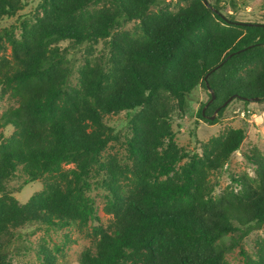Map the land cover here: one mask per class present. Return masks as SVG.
Returning a JSON list of instances; mask_svg holds the SVG:
<instances>
[{"label":"trees","instance_id":"16d2710c","mask_svg":"<svg viewBox=\"0 0 264 264\" xmlns=\"http://www.w3.org/2000/svg\"><path fill=\"white\" fill-rule=\"evenodd\" d=\"M27 1L0 0V21ZM225 9L219 0H39L18 35L14 24L0 29V98L13 100L0 113V264H23L12 247L26 225L100 221L89 194L97 185L109 221L92 225L93 247L79 264H229L234 233L264 224V154L244 152L254 175L232 174L216 193L211 176L245 128L198 141L200 153L179 146L172 129L198 86L215 96L204 115L199 108L209 124L224 106L205 115L232 95L244 106L264 101V22L237 21ZM61 40L85 44L78 66ZM99 41L107 52L94 54ZM122 111L130 134L121 157L108 151L120 139L107 119ZM16 178L42 187L21 203L9 186ZM33 249L40 264H56L45 240ZM240 253L242 264H264V237L253 254Z\"/></svg>","mask_w":264,"mask_h":264},{"label":"rangeland","instance_id":"374dc122","mask_svg":"<svg viewBox=\"0 0 264 264\" xmlns=\"http://www.w3.org/2000/svg\"><path fill=\"white\" fill-rule=\"evenodd\" d=\"M39 0L27 1L24 8L19 10L16 15L3 17L0 21V29L10 25L16 26V34L20 32L19 23L22 19L31 16ZM215 0H208L212 3ZM220 4L225 6L224 15H230L237 21L264 22V0H219ZM233 2V5L231 4ZM157 8V6L153 7ZM136 24L134 21L126 22L122 25L121 30L132 29ZM58 46L67 49L69 57L74 66H78L83 58L85 44L72 48L68 40H61ZM106 45L99 41L94 46V54L101 51L107 52L104 48ZM9 56L10 51L7 49L3 52ZM188 103L184 112L175 111L172 115V129L175 132V141L179 146L185 147L190 153H200L198 141H207L211 136L219 134L225 127H243L246 136L241 143L240 148L233 152L229 161L218 172H215L211 179L217 182L215 192H219L231 182L232 174L254 175V166L245 157V153L253 150L264 154V101H249L247 105L241 100L232 98L225 106L218 120L214 124H209L199 117V108L206 105L210 100L209 91L202 86L195 88L187 97ZM13 104V100L0 98V113ZM203 106V107H204ZM219 110H217L216 115ZM214 113V112H213ZM211 113L210 115H212ZM210 115H205L209 117ZM215 115V116H216ZM129 116L126 111L120 112L107 119V122L119 134L120 141L113 143L108 148L109 152H116L119 156L125 154L121 142L130 134L128 129ZM12 131L10 126L4 128L3 133L9 135ZM98 177H93L95 180ZM15 198L24 203L32 193L41 189L40 181H32L25 185L22 184V178H16L9 184ZM89 194L94 198L95 208L100 221H92L86 227L63 228V229H45L36 223L26 225L19 229L20 238L15 240L12 247L13 261L23 264H40L41 259L37 257L34 246L40 244L42 239L45 240L47 248H53L56 257V264H79V258L82 251L86 248L93 247L92 225L102 223L106 225L109 216L103 212L106 190L99 185L93 186ZM246 228V227H244ZM264 237V224L259 227H252L246 231H236L234 233V246L227 252L226 259L229 264H242L240 249L242 248L249 254H253L257 243ZM24 239V240H22Z\"/></svg>","mask_w":264,"mask_h":264},{"label":"water","instance_id":"95a60500","mask_svg":"<svg viewBox=\"0 0 264 264\" xmlns=\"http://www.w3.org/2000/svg\"><path fill=\"white\" fill-rule=\"evenodd\" d=\"M204 2H205V4L206 5H208V1L207 0H204ZM222 64V62L219 64V65H217L215 68H213L211 71H214L217 67H219L220 65ZM207 84V83H206ZM209 92L212 94L211 95V97H210V100L207 102V104L203 107V109H202V114L204 115V109H205V107L214 99V93H213V91L211 90V89H209ZM235 97V95H232V96H230L227 100H225L222 104H221V106H219V107H217L216 109H215V111H214V113L212 114V115H210L209 116V118L210 119H213L214 117H215V115H216V112H217V110H219L220 109V107H223V106H225L232 98H234Z\"/></svg>","mask_w":264,"mask_h":264}]
</instances>
